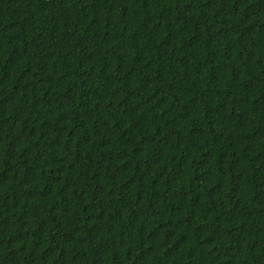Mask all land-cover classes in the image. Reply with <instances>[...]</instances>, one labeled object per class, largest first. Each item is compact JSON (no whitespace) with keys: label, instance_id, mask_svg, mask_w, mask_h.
<instances>
[{"label":"trees","instance_id":"16d2710c","mask_svg":"<svg viewBox=\"0 0 264 264\" xmlns=\"http://www.w3.org/2000/svg\"><path fill=\"white\" fill-rule=\"evenodd\" d=\"M0 264H264V0H0Z\"/></svg>","mask_w":264,"mask_h":264}]
</instances>
